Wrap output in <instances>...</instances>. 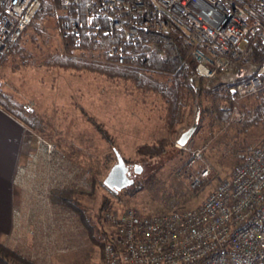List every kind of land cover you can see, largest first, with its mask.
I'll return each instance as SVG.
<instances>
[{"label":"built area","instance_id":"2783aa9c","mask_svg":"<svg viewBox=\"0 0 264 264\" xmlns=\"http://www.w3.org/2000/svg\"><path fill=\"white\" fill-rule=\"evenodd\" d=\"M76 1L53 5L60 32L67 27L62 20L67 7ZM39 5V0H0V55L22 37ZM85 9L86 28L94 35L120 34L122 44L107 51L117 65L125 63L124 46L136 44L140 29L180 28L194 61L193 77L204 79L206 88L212 82L231 86L229 122L240 117L237 100L256 92L264 100V0H96ZM79 27L73 23L69 31ZM30 138L27 159L32 166L43 164L46 178L50 173L58 178L55 145L32 132ZM246 151L231 175L194 208L153 214L131 207L104 210L99 264H264V140ZM206 174L203 169L199 176ZM48 187L45 183V204Z\"/></svg>","mask_w":264,"mask_h":264},{"label":"rangeland","instance_id":"374dc122","mask_svg":"<svg viewBox=\"0 0 264 264\" xmlns=\"http://www.w3.org/2000/svg\"><path fill=\"white\" fill-rule=\"evenodd\" d=\"M58 14L59 10L53 11L42 21V37L30 41L32 29L27 27L20 38V43L32 50L33 58L7 57L0 63L1 90L48 121L52 130L46 140L52 142L58 151L59 173L62 174L54 178L50 173L46 178L43 164H34L40 177L36 182L40 191L46 182L52 187L72 183L78 185L75 186L77 189L87 191L84 180L95 168L101 174L97 178L100 182L92 199L81 200V208L89 215L96 214L102 199L108 200L110 208L131 207L140 214L170 211L160 204L162 191L170 187L190 195L189 200L176 209H191L231 175L249 147L264 140V127L238 134L232 126L237 119L221 128L207 126L206 119L199 118V109L207 99L200 97L184 109L185 120L177 126L170 147L152 158L136 155L137 146L165 135L160 122L161 101L154 94L141 97L130 91L126 84H110L94 73L36 64L39 52L57 50L67 55L78 54L68 52L58 28ZM243 99L237 100L235 105ZM192 123H195L194 131L185 144L179 146L176 143L178 136ZM59 138L83 152H79L75 160L65 158L56 143ZM229 144L233 147L229 148ZM113 150L122 157L129 171L128 177L132 179L129 186L116 193L102 184L105 174L115 163ZM197 150L199 157L194 154ZM39 166L42 170L38 169ZM134 167L139 170L134 172ZM203 169H207V174L200 177ZM194 178L197 182L191 186ZM15 189L17 194L18 188ZM42 196L43 192L41 200ZM96 224L101 231L100 217ZM20 244L15 247L27 252L39 264H99L101 260V247L86 240L84 232L75 223L73 211L66 208H56L47 228L37 234L22 236Z\"/></svg>","mask_w":264,"mask_h":264},{"label":"trees","instance_id":"16d2710c","mask_svg":"<svg viewBox=\"0 0 264 264\" xmlns=\"http://www.w3.org/2000/svg\"><path fill=\"white\" fill-rule=\"evenodd\" d=\"M96 0H77L68 6L62 20L67 24L61 31V37L68 52L76 51L77 55H67L57 50L39 52L36 64L46 68L57 67L63 70H74L94 73L102 76L110 84L122 82L130 91H135L141 97L148 94L156 95L162 104L160 122L165 135L146 144L137 146L136 155L152 158L162 154L171 146L172 137L177 133V126L184 122V109L197 102L200 97H206L207 102L199 109V118H205L209 127H223L229 124L232 93L230 85L211 83L205 87L204 79L193 77L194 61L189 55L188 47L182 43L183 31L171 25L167 32L152 29H140L135 37L136 44H126L128 54L125 63L117 65L108 57L110 46L122 44L120 34L115 30L109 35L98 33L94 35L86 28L85 7ZM58 0H39V8L33 15L28 27L32 34L30 41L43 36L42 21L52 15V7ZM79 22L76 33L69 31L70 25ZM32 50H27L20 43V38L9 45L7 55H0V63L11 58H33ZM240 117L232 126L238 134H245L252 128L264 127V100L259 92L250 94L238 103ZM0 109L14 120L35 134L49 138L51 131L48 121L25 105L16 101L9 93L0 88ZM189 113V111H188ZM49 128V131L46 129ZM63 156L75 160L81 149L66 145L62 139H56ZM63 145V146H62ZM233 144H229L232 148ZM92 169V168H91ZM89 172V171H88ZM99 170L93 168L85 178L87 191L77 189L72 183L57 186L50 192L52 202L62 208L73 211L76 225L84 232L86 240L97 247L100 228L97 226L101 213L109 208L107 199H102L96 214L89 215L81 208V200L92 199L96 190ZM202 182V181H199ZM199 185V184H198ZM194 189V188H193ZM195 190V189H194ZM190 198L186 192L170 187L162 191L160 204L165 210H173L185 204ZM0 264H39L29 255L11 249L0 242Z\"/></svg>","mask_w":264,"mask_h":264},{"label":"crops","instance_id":"0c3cea01","mask_svg":"<svg viewBox=\"0 0 264 264\" xmlns=\"http://www.w3.org/2000/svg\"><path fill=\"white\" fill-rule=\"evenodd\" d=\"M30 133L0 109V242L23 253L15 247L22 236L43 232L51 223L56 208H62L50 198L56 185L48 187V203L41 200L43 191L36 184L40 177L26 156L32 148ZM15 188H18L17 194Z\"/></svg>","mask_w":264,"mask_h":264},{"label":"water","instance_id":"95a60500","mask_svg":"<svg viewBox=\"0 0 264 264\" xmlns=\"http://www.w3.org/2000/svg\"><path fill=\"white\" fill-rule=\"evenodd\" d=\"M194 129L195 123H192V125L187 130L178 136L176 143L179 146H183ZM113 153L115 157V163L105 174L104 178L102 179V184L110 191L116 193L119 190L129 186L132 183V179L128 177L129 172L127 171V167L125 166L122 157L116 150H113ZM138 170V167L133 168L134 172H137Z\"/></svg>","mask_w":264,"mask_h":264},{"label":"flooded vegetation","instance_id":"af4514ba","mask_svg":"<svg viewBox=\"0 0 264 264\" xmlns=\"http://www.w3.org/2000/svg\"><path fill=\"white\" fill-rule=\"evenodd\" d=\"M127 171H128V169H127ZM129 172V171H128Z\"/></svg>","mask_w":264,"mask_h":264}]
</instances>
